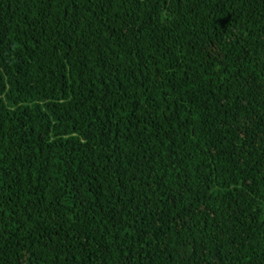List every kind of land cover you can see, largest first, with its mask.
I'll list each match as a JSON object with an SVG mask.
<instances>
[{"label": "trees", "instance_id": "16d2710c", "mask_svg": "<svg viewBox=\"0 0 264 264\" xmlns=\"http://www.w3.org/2000/svg\"><path fill=\"white\" fill-rule=\"evenodd\" d=\"M0 264H264V0H0Z\"/></svg>", "mask_w": 264, "mask_h": 264}]
</instances>
